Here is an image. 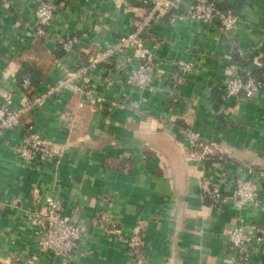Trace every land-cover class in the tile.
Here are the masks:
<instances>
[{
  "label": "crops",
  "instance_id": "1",
  "mask_svg": "<svg viewBox=\"0 0 264 264\" xmlns=\"http://www.w3.org/2000/svg\"><path fill=\"white\" fill-rule=\"evenodd\" d=\"M53 1L58 12L46 35L34 39L36 0H0V107L8 94L16 105L28 96L18 80L24 64L39 72L30 93H42L59 79L60 66L85 63L146 14L136 0ZM170 16L145 38L168 43L159 56L192 61L195 73L183 77L164 66L154 94H135L142 99L137 112L79 107V98L69 95L51 98L0 137V264H264V244L248 260L228 239L242 222L264 237V193L260 206L242 209L234 197L240 172L248 177L246 167L264 169V90L256 99L224 101L221 89L236 62L235 45L256 49L264 60V0H246L237 29L226 35ZM67 34L80 38L75 53L60 52ZM109 78L102 92L119 99L121 77L111 72ZM29 125L57 155L41 172L26 169L16 155ZM187 129L229 155L224 177L190 160ZM55 193L87 236L67 261L40 257L35 245L44 196ZM140 233L144 248L136 253L130 243Z\"/></svg>",
  "mask_w": 264,
  "mask_h": 264
},
{
  "label": "built area",
  "instance_id": "2",
  "mask_svg": "<svg viewBox=\"0 0 264 264\" xmlns=\"http://www.w3.org/2000/svg\"><path fill=\"white\" fill-rule=\"evenodd\" d=\"M136 1L146 7V14L132 32L97 50L85 63L74 68L60 66L62 73L56 83L42 93L25 97L20 105L14 103L13 94L6 95L0 107V137L19 126L27 114L44 107L51 98L60 100L69 95L79 98V107L90 106L109 113L117 110L137 112L142 99H135V94H154L157 81L165 77L164 66H173L183 77L195 73L196 66L192 61H174L167 56H159L160 45L165 49L163 45L170 47L168 43L157 44L156 40L151 43L145 38L146 33L166 15L170 14V18H181L184 21L200 22L223 35L236 30L241 21L239 14L218 8L220 3L216 0ZM58 9V4L53 0H36L33 14L35 31L31 34L34 39L46 35ZM79 44L80 38L67 34L61 38L59 49L65 54H72ZM237 47L241 58L226 71V78L221 83L224 101L256 99L264 90V60H260L254 48L235 45ZM56 64L60 65L58 62ZM255 70L260 71L262 76H255ZM111 72L118 73L121 77L122 91L119 99L110 98L102 92L107 83L112 82L109 78ZM21 88L24 92L29 90L30 81L25 79ZM183 134L187 147L192 150L190 160L196 161L203 169H214L215 172L218 170V175L224 177L229 155L216 144L205 140L194 129L184 130ZM16 155L31 172L43 171L57 158L54 149L33 125L25 129ZM246 168L249 176L240 172L234 181L235 206L238 209L260 206L264 193V169L256 170L252 166ZM215 196H220L217 189ZM44 208L45 222L39 228L35 240L38 253L40 257L52 254L55 259L67 261L87 242L86 232L65 214L64 201L59 194H46ZM228 239L231 247L239 250L248 260L257 253L255 248L264 244V237L245 222L234 226ZM130 245L139 246V239L132 241ZM36 260L38 257H34L31 262ZM236 262L234 259V263Z\"/></svg>",
  "mask_w": 264,
  "mask_h": 264
},
{
  "label": "trees",
  "instance_id": "3",
  "mask_svg": "<svg viewBox=\"0 0 264 264\" xmlns=\"http://www.w3.org/2000/svg\"><path fill=\"white\" fill-rule=\"evenodd\" d=\"M245 1L246 0H237L236 4L235 5H230L229 2H222L220 4H218V8H220L221 10H224V11H233L235 14H239L241 9L243 8L244 4H245ZM60 52H63V51H60ZM234 56H233V60L235 61H239L240 58H241V55H240V52H239V48H235L234 51ZM64 53V52H63ZM39 72H37L36 69L32 68L30 65L28 64H24L23 67H22V70L20 71L19 75H18V80L20 82V86H22L23 82L25 79H28L30 81V88L29 90H25L26 92H28V97H31L33 96V94H31V89L33 87H36L38 86V84L40 83L39 82ZM255 76L257 77H261V73L260 71H256L254 72ZM256 170H260L258 168H255ZM206 198L208 200V202L210 203H213V198H212V195H206ZM139 241H140V245L137 246V247H134L132 249H134V251H137L136 253H142L143 251V248H144V240H142V235L140 233L139 237H138Z\"/></svg>",
  "mask_w": 264,
  "mask_h": 264
}]
</instances>
